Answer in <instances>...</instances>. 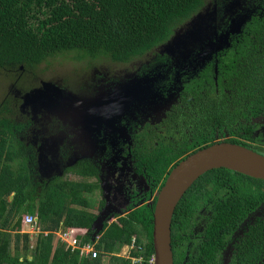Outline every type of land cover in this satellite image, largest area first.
<instances>
[{
  "label": "trees",
  "instance_id": "16d2710c",
  "mask_svg": "<svg viewBox=\"0 0 264 264\" xmlns=\"http://www.w3.org/2000/svg\"><path fill=\"white\" fill-rule=\"evenodd\" d=\"M209 2L216 3L217 38L229 32L232 21L239 22L240 31L230 35L228 48L202 64L212 62L216 68L207 66L199 78L184 86L180 104L190 116L195 143L211 145L213 139L208 137L217 129L223 137L232 136L226 143L250 149L237 134L250 133L251 118L264 115V0H0V70L12 67L28 72L69 55L76 62L104 59L127 65L169 42L175 30ZM214 35L207 33L210 38ZM165 58L170 59L157 56V67L145 68L143 73H164L159 64ZM26 127L30 126L17 122L4 102L0 107V264H149L153 207L105 223L98 240L92 241L91 226L98 212L93 195L98 185L83 179L95 173L80 166L78 181L55 178L40 185L35 150L21 140ZM155 149L152 159L142 163L159 192L168 173L190 152H174L164 142ZM263 203L264 181L213 170L179 202L171 239L185 233L198 211L211 205L205 233L209 240L218 239L213 246L212 242L200 248L195 257L206 258L223 248L225 238ZM26 215L35 216L40 227L33 244L22 228ZM61 229L80 246L93 245L97 258L80 259L78 251L66 249L55 236ZM250 233L264 239V220ZM253 243L247 244L252 248ZM124 246H132L128 259L117 256Z\"/></svg>",
  "mask_w": 264,
  "mask_h": 264
},
{
  "label": "flooded vegetation",
  "instance_id": "af4514ba",
  "mask_svg": "<svg viewBox=\"0 0 264 264\" xmlns=\"http://www.w3.org/2000/svg\"><path fill=\"white\" fill-rule=\"evenodd\" d=\"M163 63L159 65L165 69L162 79L167 89L165 92L173 94L174 98L169 106H165L159 112L158 116L155 113L133 111L118 116L108 126L105 125L107 123L105 121L99 123L100 114L90 115L89 110L83 108L81 113L85 117L82 118V114L75 110L70 114L69 123L64 124L70 132V152L65 148L67 142L63 140L55 145L50 153L53 156L51 160L54 167L58 168V171L48 173L51 181L55 178L66 181L70 180V177L72 181H74L73 178L78 181L81 179L77 175L80 166L87 167L90 172L95 173L94 177L87 174L88 176L83 180L96 181L98 190L93 195L98 207L96 219L105 218L107 224L112 219L117 221L118 218L126 217L144 206L154 207L158 192L154 187V180L148 175L142 161L152 159V155L156 154L155 147L158 143L164 142L168 145V149L177 153L186 150L190 152L186 154L187 156L205 148L193 140L196 132L188 125L190 116L180 103L184 86L195 78H199L198 75L207 66L216 68V65L211 62L205 66L192 67L193 71L189 70L185 73L186 65L177 69L173 60L167 58L163 60ZM213 63L216 64V61L213 60ZM142 74H144L143 71L134 75L135 79ZM115 83L117 84L115 78L109 82V84ZM112 114L117 115L116 112ZM24 123L32 126L29 121ZM79 123H82L83 127L80 131L85 136L80 134L81 140L80 138L77 140ZM249 125L251 126L250 133L237 134L238 140L247 144L254 152L264 156V115L251 118ZM91 126L98 129H92ZM211 132L213 135L210 136V133L208 137L213 139L211 145L223 143L232 138L228 134L223 137L217 129H212ZM88 133L89 137L86 136ZM26 138L28 139V136ZM188 143L191 144L188 145L191 146L190 150L187 149L188 146L184 147ZM80 144L86 145L84 146L87 151L84 156L83 150L78 152ZM47 165L46 160L43 168L45 169ZM39 171L40 173L37 171L39 184L46 185L45 183H49L50 180H41L45 170L40 169ZM211 214V205L205 206L195 215L193 226L185 233H180V237L171 239L173 264H264V239L250 233V229L257 228L259 220H264V203L241 221L234 232L225 238L223 248L214 254L210 252L206 258L196 260L195 257L200 248L209 246L212 242L213 246L218 239L213 237V240H209L210 238L205 233ZM198 227L199 230H197ZM248 242H254L252 248L249 247Z\"/></svg>",
  "mask_w": 264,
  "mask_h": 264
},
{
  "label": "rangeland",
  "instance_id": "374dc122",
  "mask_svg": "<svg viewBox=\"0 0 264 264\" xmlns=\"http://www.w3.org/2000/svg\"><path fill=\"white\" fill-rule=\"evenodd\" d=\"M215 6L216 3L209 2L198 15L179 26L169 42L127 65L113 64L104 59L76 62L69 55L55 57L49 63L29 69L28 72L25 70L18 72L17 68L12 67L0 70V107L5 102L17 122L32 123L21 140L35 150L36 170L39 173L40 169L45 170L41 180L49 181L48 173L58 171L50 154L55 145L64 140L67 142L65 148L70 152V132L64 124L69 123L70 114L75 110L81 113L83 108H87L90 115L100 114L99 123L105 121L107 122L105 125L110 126L118 116L126 113L140 110L158 116L165 106H169L174 95L165 92L167 89L162 80L163 73L148 71L136 79L134 75L148 67L156 68L157 56L167 55L177 69L186 65L185 73L192 67H199L200 56L217 42L213 31V24L216 22ZM207 33L214 36L210 38ZM113 78L117 84H109ZM143 80L151 82L133 83L120 96L112 99L109 91L113 94L132 81ZM86 87L88 90L82 91V88ZM114 112L117 115L112 114ZM84 117L82 114V118ZM82 127V123H79L77 140L79 138L81 140L80 134L85 137L80 131ZM91 127L98 129L95 126ZM86 128L89 129L87 125ZM86 136L89 137V133ZM84 145H78V152L83 150V156L87 151ZM46 160L48 165L44 169ZM114 221L116 222L112 219L109 222ZM22 228L25 232L29 230L30 235L34 232L25 223ZM131 249L132 246H124L117 256L128 259Z\"/></svg>",
  "mask_w": 264,
  "mask_h": 264
},
{
  "label": "water",
  "instance_id": "95a60500",
  "mask_svg": "<svg viewBox=\"0 0 264 264\" xmlns=\"http://www.w3.org/2000/svg\"><path fill=\"white\" fill-rule=\"evenodd\" d=\"M240 27L239 22L232 21L229 32L216 39L217 42L200 56L198 64H204L210 60L212 54L228 48L230 35L239 33ZM142 82H149V80L132 81L124 85L113 94L110 93L112 99L120 96L133 83ZM220 169L264 181V156L251 149L223 142L202 148L179 162L168 173L153 207L152 246L154 264H173L171 222L174 212L195 182L208 172ZM12 197L13 195L10 196V201ZM104 224L105 218L100 217L93 222L91 226L92 241L104 230Z\"/></svg>",
  "mask_w": 264,
  "mask_h": 264
},
{
  "label": "built area",
  "instance_id": "2783aa9c",
  "mask_svg": "<svg viewBox=\"0 0 264 264\" xmlns=\"http://www.w3.org/2000/svg\"><path fill=\"white\" fill-rule=\"evenodd\" d=\"M24 223L27 227H30L34 232L31 234H36L38 231V224L35 216L27 215L25 216ZM60 240L64 243L71 251L78 250L81 257L90 256L92 259L97 258V251H95L93 245L87 244L79 247L77 242L70 238V234L68 232L61 234ZM149 264H154V257L152 256Z\"/></svg>",
  "mask_w": 264,
  "mask_h": 264
},
{
  "label": "crops",
  "instance_id": "0c3cea01",
  "mask_svg": "<svg viewBox=\"0 0 264 264\" xmlns=\"http://www.w3.org/2000/svg\"><path fill=\"white\" fill-rule=\"evenodd\" d=\"M12 200V199H11ZM27 216V215H26ZM39 232H40V227L38 226V231L36 232V236H33V235H30V231L29 230H27L25 233H27V234H29V236H30V242H31V244L32 243H34V241H35V239H36V237H37V234H39ZM67 231H65V230H59L56 234H55V236H56V239L57 238H59L60 239V236H61V234H63V233H66ZM60 242H61V240H60ZM77 242V241H76ZM55 243H56V241H54V246H55ZM77 244H78V246L79 247H81L80 246V244L77 242ZM85 245H87V244H85ZM84 246V245H83ZM66 249H69L67 246H66ZM71 251V250H70ZM76 251H78V250H74V251H71V253H74V252H76ZM79 252V251H78ZM79 258L80 259H85V258H90V256H88V257H81L80 256V253H79ZM30 259V258H29ZM92 259V258H91Z\"/></svg>",
  "mask_w": 264,
  "mask_h": 264
}]
</instances>
